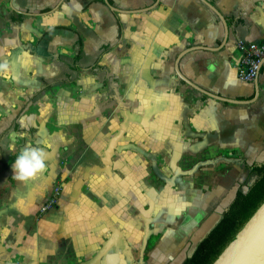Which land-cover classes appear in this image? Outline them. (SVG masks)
I'll use <instances>...</instances> for the list:
<instances>
[{
	"label": "crops",
	"instance_id": "0c3cea01",
	"mask_svg": "<svg viewBox=\"0 0 264 264\" xmlns=\"http://www.w3.org/2000/svg\"><path fill=\"white\" fill-rule=\"evenodd\" d=\"M263 40L264 0H0V142L46 164L19 181L0 144V264H182L264 164Z\"/></svg>",
	"mask_w": 264,
	"mask_h": 264
},
{
	"label": "trees",
	"instance_id": "16d2710c",
	"mask_svg": "<svg viewBox=\"0 0 264 264\" xmlns=\"http://www.w3.org/2000/svg\"><path fill=\"white\" fill-rule=\"evenodd\" d=\"M120 26L121 23L119 22ZM122 30V26H121ZM80 49L74 57L77 62L81 58ZM256 179L247 191L237 190L236 197L230 207L210 232L199 242L196 249L182 264H212L231 242L243 225L255 213L264 201V164L246 165Z\"/></svg>",
	"mask_w": 264,
	"mask_h": 264
},
{
	"label": "water",
	"instance_id": "95a60500",
	"mask_svg": "<svg viewBox=\"0 0 264 264\" xmlns=\"http://www.w3.org/2000/svg\"><path fill=\"white\" fill-rule=\"evenodd\" d=\"M207 4L224 22L226 27V41L228 37V26L224 16L212 4L209 2ZM111 8L119 11V8L115 6L111 5ZM182 55L183 53L178 57L175 66L181 79L204 94L223 101H231L229 98L222 97L204 89L187 78L180 69L179 63ZM212 264H264V201Z\"/></svg>",
	"mask_w": 264,
	"mask_h": 264
},
{
	"label": "rangeland",
	"instance_id": "374dc122",
	"mask_svg": "<svg viewBox=\"0 0 264 264\" xmlns=\"http://www.w3.org/2000/svg\"><path fill=\"white\" fill-rule=\"evenodd\" d=\"M9 131L10 130H8L7 133ZM7 138H9V137H7ZM16 138H17L16 140H12L10 138L9 139H5V140H2L0 142V144H2V147L3 148H6V149H9L10 147H12L15 150V152H12V155H14L16 153L15 156L18 153H21V150L22 149H25L26 147H30V148H34L35 147L33 145V142L31 140H27V139H23L22 140L19 136H16ZM219 160H222V159L220 158ZM217 161L218 160L216 159L215 161H211V163L217 162ZM240 161H241L240 164H241V167H242V173H240L239 179L235 182L234 186L232 187L231 192L229 193V195H228V197L226 199L227 200L226 201V204L215 206V210L218 211L220 215H222V214H224V213H226L228 211V209L230 207V204L232 203V201L236 197L237 190L238 189H241L243 191H247L249 189V187L251 186V184L256 179V177H257L256 174L252 173L251 170L249 169V167L246 166V165H252L253 164L252 161L246 160V159H242ZM161 175H162V178L163 179H167V178L169 179V176L168 175H166L164 173H162ZM151 191H152L151 189L146 188L147 195ZM148 207L149 206L147 205V209H148ZM215 222H216V220L215 219H212L209 222V227L208 228L211 229L213 227V225L215 224ZM149 224H152V223H149ZM149 224L147 225L148 228L151 227ZM188 255H190V254H187V256Z\"/></svg>",
	"mask_w": 264,
	"mask_h": 264
},
{
	"label": "built area",
	"instance_id": "2783aa9c",
	"mask_svg": "<svg viewBox=\"0 0 264 264\" xmlns=\"http://www.w3.org/2000/svg\"><path fill=\"white\" fill-rule=\"evenodd\" d=\"M242 51V60L239 66L238 75L243 81H253L257 78L260 68L264 65V40L259 42H239ZM59 188L55 191L54 197L43 206L46 210L53 206L56 201Z\"/></svg>",
	"mask_w": 264,
	"mask_h": 264
},
{
	"label": "clouds",
	"instance_id": "9594fccd",
	"mask_svg": "<svg viewBox=\"0 0 264 264\" xmlns=\"http://www.w3.org/2000/svg\"><path fill=\"white\" fill-rule=\"evenodd\" d=\"M45 167V154L39 149L26 147L12 164L13 176L27 182L42 173Z\"/></svg>",
	"mask_w": 264,
	"mask_h": 264
}]
</instances>
